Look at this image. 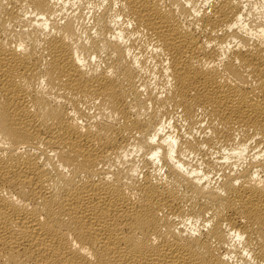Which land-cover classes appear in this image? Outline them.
<instances>
[{
    "label": "bare ground",
    "instance_id": "bare-ground-1",
    "mask_svg": "<svg viewBox=\"0 0 264 264\" xmlns=\"http://www.w3.org/2000/svg\"><path fill=\"white\" fill-rule=\"evenodd\" d=\"M0 264H264V0H0Z\"/></svg>",
    "mask_w": 264,
    "mask_h": 264
}]
</instances>
